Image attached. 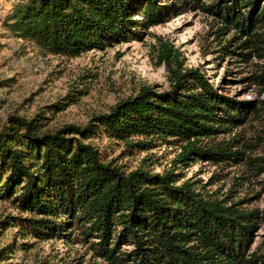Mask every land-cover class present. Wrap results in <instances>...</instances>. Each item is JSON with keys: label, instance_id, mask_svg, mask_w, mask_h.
Returning a JSON list of instances; mask_svg holds the SVG:
<instances>
[{"label": "trees", "instance_id": "trees-1", "mask_svg": "<svg viewBox=\"0 0 264 264\" xmlns=\"http://www.w3.org/2000/svg\"><path fill=\"white\" fill-rule=\"evenodd\" d=\"M10 1L2 20L6 30L45 53L70 57L139 40L144 29L165 20L161 0ZM184 1L221 18L223 31L245 34L236 46L264 56L261 0ZM162 51L169 61V47ZM174 63L168 64L167 89L142 86L83 126L44 132L37 118L9 115V125L0 130V200L9 201L16 213L1 219L0 227L41 240L89 242L105 264H253L255 254L247 256L245 248L261 220L258 209L244 208L241 200L229 204L204 196L195 181L179 182L172 170L125 171L87 141L103 133L128 150L177 144L173 161L181 165L201 159L250 163L241 134L216 137L257 117L262 127L254 138L264 148L260 103L236 101L198 68L180 67L175 56ZM252 79L264 84V73ZM12 244L0 250V261Z\"/></svg>", "mask_w": 264, "mask_h": 264}, {"label": "rangeland", "instance_id": "rangeland-1", "mask_svg": "<svg viewBox=\"0 0 264 264\" xmlns=\"http://www.w3.org/2000/svg\"><path fill=\"white\" fill-rule=\"evenodd\" d=\"M11 4L10 0H0V130L9 125L7 118L12 114L37 118L44 132L66 124L83 126L92 116L136 94L142 86L167 89L168 64L176 67L174 56L180 67L198 68L221 93L236 101L259 102L264 112V84L252 79L264 73V56L236 46L245 34L223 31L221 18L210 11L192 8L184 0H161L165 20L144 29L139 40L112 43L70 57L45 53L34 42L6 30L2 20ZM263 4L261 0L260 6ZM233 35L237 37L228 44ZM163 45L171 51L169 61ZM261 127V120L251 117L244 125L216 137L217 141L229 140L241 134V142L247 144L245 155L253 161L250 163L201 159L181 165L173 161L180 152L177 144L159 142L153 148L128 150L123 142L103 133L87 141L125 171L139 166L160 173L172 170L179 182L195 181L204 196L229 204L241 200L244 208L258 209L261 220L253 229L245 253L255 254L253 264H264V168L254 169V163L264 165L259 159L264 158V148L256 145L258 140L254 138ZM15 213L9 201L0 200V220ZM11 243V250L0 264H105L89 242L41 240L29 233L22 235L13 227H0V250ZM122 249L131 246L122 245Z\"/></svg>", "mask_w": 264, "mask_h": 264}]
</instances>
